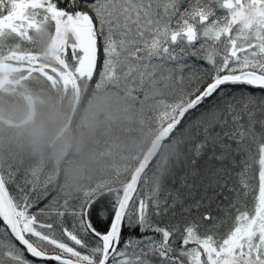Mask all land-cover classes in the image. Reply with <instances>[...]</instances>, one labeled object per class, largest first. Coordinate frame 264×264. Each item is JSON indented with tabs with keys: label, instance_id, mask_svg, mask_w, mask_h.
Segmentation results:
<instances>
[{
	"label": "snow or ice",
	"instance_id": "snow-or-ice-1",
	"mask_svg": "<svg viewBox=\"0 0 264 264\" xmlns=\"http://www.w3.org/2000/svg\"><path fill=\"white\" fill-rule=\"evenodd\" d=\"M41 84L125 139L0 142V264H264V0H0V89Z\"/></svg>",
	"mask_w": 264,
	"mask_h": 264
},
{
	"label": "trees",
	"instance_id": "trees-1",
	"mask_svg": "<svg viewBox=\"0 0 264 264\" xmlns=\"http://www.w3.org/2000/svg\"><path fill=\"white\" fill-rule=\"evenodd\" d=\"M30 101L34 116L28 123L14 127L2 121L26 118ZM73 101L71 97L61 100L56 93L47 91L43 84L15 92L7 86L0 89V142L14 154L35 153L37 157L63 158L62 167L70 171L94 167L98 150L105 143L115 144L125 139L120 127L122 117L114 103L102 102L92 109L84 102L76 106L70 125L66 127ZM81 138L87 143L81 156L72 161L70 157L79 148ZM62 147L64 150L59 152Z\"/></svg>",
	"mask_w": 264,
	"mask_h": 264
},
{
	"label": "rangeland",
	"instance_id": "rangeland-1",
	"mask_svg": "<svg viewBox=\"0 0 264 264\" xmlns=\"http://www.w3.org/2000/svg\"><path fill=\"white\" fill-rule=\"evenodd\" d=\"M73 102H74V101H73ZM73 102H72V106H73ZM102 102H103V101L94 102V103L91 104V105H89V104H87V103L85 102V105H88L90 108L95 109L96 107L100 106ZM72 106H71V108H72ZM69 125H70V124H69ZM69 125H68V126H69ZM86 143H87L86 139L84 140L83 138H81L79 148H78V149L76 148V149H75V152H76V153H75L73 156L70 157L72 161H76V160L81 156L83 146H84ZM62 150H64V147H62L61 149H59V152H61ZM58 158H60V157L56 156V157H53L52 159L55 161V160L58 159ZM65 164H66V161H65ZM65 166H67V164H66Z\"/></svg>",
	"mask_w": 264,
	"mask_h": 264
},
{
	"label": "water",
	"instance_id": "water-1",
	"mask_svg": "<svg viewBox=\"0 0 264 264\" xmlns=\"http://www.w3.org/2000/svg\"><path fill=\"white\" fill-rule=\"evenodd\" d=\"M75 105H76V102H75ZM75 105L72 108V111L70 113V116H69V120L67 122V125L69 124L71 118L73 117V114H74V111H75ZM33 113H34V107H33V104L31 103V108H30L29 114H28V116L24 120L16 122V121L8 120V119H3L2 121L4 123H6L7 125H9V126H19V125H23V124L27 123L32 118Z\"/></svg>",
	"mask_w": 264,
	"mask_h": 264
},
{
	"label": "bare ground",
	"instance_id": "bare-ground-1",
	"mask_svg": "<svg viewBox=\"0 0 264 264\" xmlns=\"http://www.w3.org/2000/svg\"><path fill=\"white\" fill-rule=\"evenodd\" d=\"M6 124V123H5ZM7 125V124H6ZM9 126V125H8Z\"/></svg>",
	"mask_w": 264,
	"mask_h": 264
}]
</instances>
